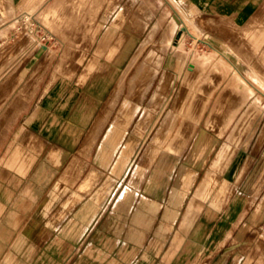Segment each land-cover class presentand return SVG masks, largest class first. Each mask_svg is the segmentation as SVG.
Returning <instances> with one entry per match:
<instances>
[{
  "label": "rangeland",
  "instance_id": "1",
  "mask_svg": "<svg viewBox=\"0 0 264 264\" xmlns=\"http://www.w3.org/2000/svg\"><path fill=\"white\" fill-rule=\"evenodd\" d=\"M127 1L0 0V70L8 64L20 65L18 73L23 76L36 61L43 71V86L62 81L58 93L67 81L82 80L91 95L107 100L129 59L144 44L135 65L124 73V88L98 141L97 162L104 167L85 190L66 182L80 179L83 167L77 157L56 168L30 169L22 161L21 166L0 167V264H34L48 249L33 242L24 247L20 241L46 245L60 234L18 231V227L66 223V213L75 220L84 206L85 223L91 227L84 233L85 246L74 251L75 255L85 251L86 259L96 264H264V39H260L264 0H228L242 7L210 10L195 9L193 0H133L124 12ZM144 10L148 16L142 14ZM136 19L139 26L130 29L129 22ZM107 30L110 36L96 53ZM121 35L124 42L118 50L115 43ZM160 41L164 47L158 46ZM40 48L48 51L38 60L33 51ZM149 51L161 53L160 67L136 114L126 121V113L117 115L118 110L128 100L129 77ZM191 62L203 66L190 70ZM162 73L163 91L170 92L167 109L176 98L177 116L165 137L145 152L151 138L144 139V134L157 109L149 110L139 128L138 119ZM230 116L228 126L218 134L219 125ZM76 122L56 138L68 145L78 140L81 121ZM232 134L236 139H230ZM223 145L230 157L214 168L204 196H196ZM135 151L125 174V166L114 167L119 157L129 161ZM194 156L198 174L192 186L174 188L178 168ZM54 163L64 164L59 159ZM136 168L141 172L135 174ZM155 168L159 176L151 180ZM55 176V182H47ZM26 179L35 182H23ZM143 199L145 208L140 207ZM88 203L99 204L95 214L86 209Z\"/></svg>",
  "mask_w": 264,
  "mask_h": 264
},
{
  "label": "crops",
  "instance_id": "2",
  "mask_svg": "<svg viewBox=\"0 0 264 264\" xmlns=\"http://www.w3.org/2000/svg\"><path fill=\"white\" fill-rule=\"evenodd\" d=\"M230 6L242 7L241 4L233 5L228 0H193L195 9H224ZM201 15H203L202 11ZM117 19L114 20V24L118 23ZM131 24L132 22H129V28L134 29ZM110 33L111 30H107L101 41L107 40ZM117 41L115 48L119 50L124 42V35H121ZM101 44L100 42L96 53L101 51ZM26 51L27 49L22 55H25ZM47 51L48 49L37 54L38 49H36L33 55L40 60ZM18 68H21L20 65L8 64L0 70V167L21 166L22 161L27 162L25 167L30 169L35 167L56 168L68 166L70 161L73 162V159L77 157L79 161H83L81 163L83 172L80 179L66 182L88 184L90 169L97 172L104 167L103 164L97 162L98 155L95 151L100 150L98 141L105 131L108 117L112 115L110 112L108 117L104 118V108L110 97L106 100L97 95H91L88 90H85V82L82 80L67 81L68 84L60 93L56 89L62 83L61 80H55L43 86V71L37 67L36 61L26 67L23 76H19ZM14 73H18L16 77L13 76ZM207 102L208 100L205 101V105ZM75 121H81L78 126L81 128L80 138L70 141L69 145L68 142L63 144L56 137L64 128H68L67 126L78 124ZM56 124L58 129L55 127ZM53 127L55 129H52ZM57 159L64 164L54 163ZM53 178L47 182H55L57 176ZM23 182H35V180L27 181L26 179ZM80 194L83 195L84 191ZM86 205V209L95 214L97 207L90 209L89 205L92 203ZM76 215L77 218L74 220V218H69V213H66L64 215L66 223L49 225L25 223L18 227V231L22 229L32 232H60L46 245L37 240L20 241L24 247H30L29 244L33 242L35 247L44 246L48 249L47 253H41L36 258L34 264H96L86 259L85 251H79L80 253L75 255V248L85 246L84 233L91 227L85 223V206ZM79 234L82 235L81 240ZM74 236L78 238L74 240Z\"/></svg>",
  "mask_w": 264,
  "mask_h": 264
},
{
  "label": "bare ground",
  "instance_id": "3",
  "mask_svg": "<svg viewBox=\"0 0 264 264\" xmlns=\"http://www.w3.org/2000/svg\"><path fill=\"white\" fill-rule=\"evenodd\" d=\"M131 1L133 0H128L127 3H126V7H124V12L126 10H128V7L130 6L131 4ZM145 1V0H143ZM141 0V2H143ZM145 3V2H144ZM5 4V3H4ZM3 4V5H4ZM144 5V4H143ZM5 6V5H4ZM8 6V4H7ZM6 6V7H7ZM4 8V7H3ZM1 9V8H0ZM4 10V9H3ZM12 10V9H11ZM147 13H146V12ZM1 12V11H0ZM95 13V12H94ZM139 13H141L139 11ZM5 14V13H4ZM143 15L145 16H148V10H144V13H142ZM1 20V19H0ZM118 20V19H117ZM91 21V20H90ZM136 21V23H132L131 24V27L132 28H136L137 26L135 24H138L137 21H139L138 19L134 20V22ZM156 22V21H155ZM195 25V24H194ZM139 26V24H138ZM198 26V25H197ZM185 29V28H184ZM187 33L191 34L189 31H187ZM193 35V34H192ZM150 36V35H148ZM193 37L195 39H201L199 36H195L193 35ZM150 38V37H149ZM260 39H264V36L261 35ZM147 40V39H146ZM145 40V41H146ZM149 40V39H148ZM101 46L102 45H105L106 44V40L104 41H101ZM117 43H119L117 41ZM145 43V42H144ZM164 42L163 41H160V43L158 44V46L160 47H164ZM179 44V42H178ZM144 46V44H142ZM146 45V44H145ZM142 46V47H143ZM142 47H140V49L135 52L134 55H132V57L129 59L127 65L125 66L124 68V72L122 74V76L116 81V84H115V87L114 89L112 90V93H111V96L109 98V100L107 101L106 105H105V108H104V118H107L108 115L110 114V112H112L111 110L113 109L116 101H117V98L118 96H120V93L122 91V88L123 87V76L124 73H126L128 70H130L131 67H133L137 61V58L138 56L141 55V49ZM176 48H177V45H176ZM178 51V49H177ZM143 52V51H142ZM174 53H178L176 51H174ZM173 53V55H174ZM140 54V55H139ZM161 55V53H156L154 51H149L147 52L146 54L144 53V58L137 62V65H136V68L134 69V71L132 72L131 76L128 78L129 79V82H128V87H127V96H128V100H126L119 108L118 110V114L117 115H122V114H125L126 113V117L128 120H125L126 121H130L132 119V117L136 114L139 106H140V102L141 100L145 97L146 93L148 92L150 86H151V83H152V79L154 78L155 74L157 73L159 67H160V58L159 56ZM152 60L154 61L153 64H151L149 61ZM94 61V60H93ZM96 61V60H95ZM92 63V62H91ZM104 66V65H103ZM203 66V63H198V62H191L189 63V65L187 66L190 70L192 69H199L200 67ZM95 67V66H92V68ZM101 66H99L100 68ZM103 68V67H102ZM101 69V68H100ZM104 69V68H103ZM105 70V69H104ZM107 72V71H106ZM254 73L257 74V72L254 70ZM161 75V74H160ZM119 77V76H118ZM167 79V78H166ZM164 83L165 82V74L162 73V77L159 79L157 85L155 86L153 92L150 94V96L148 97V101H147V105L144 107L143 109V112L141 113V115L139 116V119H138V127H141L143 126V123L146 121V118L149 113V110L151 109H157L156 110V117L155 119L151 122L150 126L147 128L145 134H144V139L146 137H149L151 138V144L149 146L146 147V151L145 152H148V148H151L153 146V144H158L164 137H165V134L167 131H169V129L172 127V125L174 124V121L176 119V116H177V113H176V108H175V101H176V98L174 99V101L172 102L171 106L167 109V105H168V101L170 99V92H168L167 94L164 93ZM166 86V84H165ZM169 86V85H167ZM172 89L174 88V86L171 87ZM171 90V89H170ZM123 102V101H121ZM177 102H178V99H177ZM181 102V101H180ZM119 107V106H118ZM178 108V107H177ZM118 109V108H117ZM142 110V109H141ZM155 111V110H154ZM180 112V111H179ZM233 116V115H232ZM109 118V117H108ZM150 118V117H149ZM154 118L151 117V119ZM148 119V118H147ZM104 120V119H103ZM159 121V122H158ZM231 121V116L228 117V119H226L223 123H221L219 125V128H218V134H222L223 131L225 130V128L228 126L229 122ZM149 122V123H150ZM158 122L157 126H156V123ZM103 123V122H102ZM124 123V122H123ZM101 124V123H100ZM114 125V124H113ZM156 126V129L154 130L153 134L150 135V131L152 129H154V127ZM143 128V127H142ZM97 130V129H96ZM123 130V129H122ZM180 130V129H179ZM116 131V130H115ZM119 131V130H118ZM120 132V131H119ZM124 132V131H123ZM141 133V131H140ZM112 134V133H111ZM235 134V133H234ZM232 134L230 137V139L232 140V138L236 135ZM92 135V134H91ZM113 135V134H112ZM234 135V136H233ZM95 136V135H94ZM113 137V136H112ZM130 138V137H129ZM235 138V137H234ZM113 139V138H112ZM111 139V140H112ZM115 139V138H114ZM134 139V138H133ZM143 139V138H142ZM236 139V138H235ZM128 140V139H127ZM117 141V140H116ZM110 142V141H109ZM141 142V141H140ZM233 142V141H232ZM231 142V143H232ZM235 142V141H234ZM113 143V142H111ZM131 143V142H130ZM129 143V144H130ZM236 143H238L239 145V142L237 141ZM101 144V143H100ZM131 145H133L131 143ZM143 145V144H142ZM140 146V145H139ZM173 146V145H172ZM130 147V146H129ZM174 147V146H173ZM178 149H175L174 152L176 153H179L180 150L182 149L183 147V144L180 145V146H177ZM128 148V147H127ZM126 148V149H127ZM131 148V147H130ZM172 148V147H171ZM174 149V148H173ZM231 149V148H230ZM229 149V150H230ZM129 150V149H128ZM131 150V149H130ZM168 150V149H167ZM177 150V151H176ZM227 150H228V146L227 145H223L220 149V151L217 153L216 157L214 158V160L212 161L211 163V167L208 169L206 175L203 177L202 181H201V185L200 187L197 189V192H196V196H204V194L207 192L208 188H209V185H210V182H211V179H212V172L214 170V168H217L219 166H222L225 162H227V159L230 157L229 154H227ZM114 151V150H113ZM124 151H126L124 149ZM123 151V152H124ZM132 151V150H131ZM136 152L135 151V154L133 156H131V158H129V161H128V157H122L124 160H121V158L119 157L118 160L114 163V167L115 168H121L123 166H125V169H124V174L128 171L130 165L132 164V161L134 159V156L136 155ZM170 152V151H169ZM163 153V152H162ZM166 154V152H164ZM163 153V154H164ZM124 154V153H123ZM122 154V155H123ZM127 154V153H126ZM164 154V155H165ZM168 154V153H167ZM121 156V154H119ZM147 155V154H146ZM169 155V154H168ZM172 155V154H171ZM75 156V155H74ZM174 156V155H173ZM118 157V156H117ZM145 156H143V159H144ZM175 157V156H174ZM173 158V157H172ZM171 158V159H172ZM178 158V157H177ZM196 156H194L190 162H184L179 168H178V172L176 174V177L174 179V188H182L184 187L185 190L187 188H190L193 184V182L195 181L196 177H197V174H198V169H197V160H196ZM160 159V158H159ZM165 159V158H164ZM161 160V164L159 162V168L162 167L163 163L165 162V160ZM74 161V159H73ZM77 161V160H76ZM124 161H128L127 164L125 165ZM201 161V160H200ZM203 161V160H202ZM83 162V161H82ZM171 162V161H169ZM249 162V161H248ZM78 163V162H77ZM172 163V162H171ZM74 164L71 163V166L73 167ZM158 165V163H157ZM156 165V166H157ZM167 165H168V161H167ZM80 166V165H79ZM155 166V167H156ZM164 166H165V163H164ZM158 167V166H157ZM169 167V166H168ZM112 168V167H111ZM165 168V167H163ZM167 168V167H166ZM72 169V168H71ZM75 169V168H74ZM116 169V170H117ZM137 169V168H136ZM144 169V168H143ZM157 169V171H155L152 175H151V180H154L156 179L158 173H159V170L158 168H155ZM169 169V168H168ZM167 169V171H168ZM162 170V168H161ZM160 170V171H161ZM235 170V169H234ZM79 171V169H78ZM170 171V170H169ZM77 172V171H75ZM81 172V171H80ZM133 172V171H132ZM141 172V170L137 169V171L135 172V174ZM116 173V172H115ZM120 173V172H118ZM135 174L132 178V180L134 181L136 179L135 177ZM217 174V173H216ZM76 175V173H75ZM96 175H97V172L96 171H90L89 174H88V180L90 182H93L96 180ZM159 176V175H158ZM167 176V175H166ZM75 177V176H74ZM78 178V177H77ZM138 178V177H137ZM167 180V179H166ZM215 180V179H214ZM140 181V179H139ZM142 181V180H141ZM136 182V181H135ZM215 182V181H214ZM214 182H212L214 184ZM217 182V181H216ZM111 183V182H110ZM167 183V182H165ZM107 184V183H106ZM159 184V183H158ZM161 184V183H160ZM81 189L85 190V183L81 184ZM213 188V187H211ZM122 190V189H121ZM212 190V189H211ZM132 191V190H131ZM107 192V191H106ZM176 192H179V191H176ZM184 193V192H183ZM103 194V193H102ZM182 194V193H181ZM181 194L179 196H181ZM99 195V194H98ZM124 195V193H123ZM134 195V194H133ZM97 196V195H96ZM104 196V195H103ZM102 196V197H103ZM101 197V195H100ZM101 197V198H102ZM124 197V196H123ZM149 197V196H148ZM175 197V196H174ZM182 197V196H181ZM129 198V196H128ZM95 199V198H94ZM97 199V197H96ZM104 199V198H103ZM180 199V198H179ZM101 201V199H99ZM142 201V200H141ZM98 202V200L96 201ZM125 202V201H124ZM151 202V201H150ZM171 202V201H170ZM182 202V201H181ZM147 201L145 199H143V201L141 202L140 204V207L141 208H145V205H146ZM176 203V202H175ZM96 204V203H95ZM94 203H92V205H89V207H91L90 209H94L96 208L97 206L95 205ZM122 204V203H121ZM128 204V203H127ZM153 204V203H152ZM155 204V203H154ZM153 204V205H154ZM116 205V204H115ZM177 205V204H176ZM117 206V205H116ZM151 206V205H150ZM169 206V205H168ZM174 206V205H173ZM115 207V206H114ZM154 207V206H153ZM117 208V207H116ZM129 208V207H128ZM173 208V207H172ZM155 209V207H154ZM177 209V208H176ZM152 210V209H151ZM156 210V209H155ZM154 211V214L155 212L157 211ZM142 211V210H141ZM167 211V210H166ZM146 212V211H145ZM149 212H152L149 210ZM173 212V211H172ZM140 213V212H139ZM142 214V213H141ZM134 215V214H133ZM144 215V213H143ZM138 216V215H137ZM165 216V214H164ZM177 216V215H176ZM173 217V216H172ZM168 218V217H167ZM254 218V217H253ZM138 219V218H137ZM140 220V219H139ZM143 220V219H142ZM144 221V220H143ZM172 222V221H171ZM147 224V223H146ZM145 224V225H146ZM148 227V226H147ZM161 232V231H159ZM157 235V234H156ZM160 235V234H158Z\"/></svg>",
  "mask_w": 264,
  "mask_h": 264
},
{
  "label": "water",
  "instance_id": "4",
  "mask_svg": "<svg viewBox=\"0 0 264 264\" xmlns=\"http://www.w3.org/2000/svg\"><path fill=\"white\" fill-rule=\"evenodd\" d=\"M43 48H44V47H43ZM43 48H40V49L38 50V53H37V54L41 53Z\"/></svg>",
  "mask_w": 264,
  "mask_h": 264
},
{
  "label": "built area",
  "instance_id": "5",
  "mask_svg": "<svg viewBox=\"0 0 264 264\" xmlns=\"http://www.w3.org/2000/svg\"><path fill=\"white\" fill-rule=\"evenodd\" d=\"M46 42H47V41H45V43H46ZM45 43H44V44H45ZM44 44H42V45H44Z\"/></svg>",
  "mask_w": 264,
  "mask_h": 264
}]
</instances>
